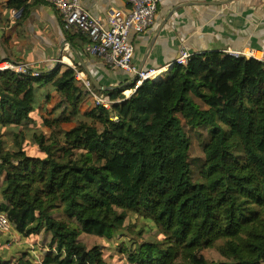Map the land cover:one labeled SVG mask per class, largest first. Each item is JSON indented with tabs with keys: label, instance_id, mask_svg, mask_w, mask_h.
Instances as JSON below:
<instances>
[{
	"label": "trees",
	"instance_id": "16d2710c",
	"mask_svg": "<svg viewBox=\"0 0 264 264\" xmlns=\"http://www.w3.org/2000/svg\"><path fill=\"white\" fill-rule=\"evenodd\" d=\"M29 1L44 2L6 8ZM104 94L120 102L84 112L71 68L0 71V212L18 240L47 239L38 261L0 235V264H109L82 234L117 238L128 264H264V63L194 54L127 98ZM182 121L209 132L197 177Z\"/></svg>",
	"mask_w": 264,
	"mask_h": 264
},
{
	"label": "crops",
	"instance_id": "0c3cea01",
	"mask_svg": "<svg viewBox=\"0 0 264 264\" xmlns=\"http://www.w3.org/2000/svg\"><path fill=\"white\" fill-rule=\"evenodd\" d=\"M81 3L100 20H105L109 7H126L125 0ZM11 12L6 0H0V67L6 63L28 65L38 74L71 68L99 92L105 93L97 86L110 91L130 89L133 77L89 55L87 40L79 38L82 33L66 32L57 11L47 3L29 1L20 20L12 19ZM129 39L134 48L132 63L138 71L169 72L181 50L193 55L248 48L264 53V0H160L153 26ZM93 107L87 96L82 111ZM3 181L0 177V189Z\"/></svg>",
	"mask_w": 264,
	"mask_h": 264
},
{
	"label": "built area",
	"instance_id": "2783aa9c",
	"mask_svg": "<svg viewBox=\"0 0 264 264\" xmlns=\"http://www.w3.org/2000/svg\"><path fill=\"white\" fill-rule=\"evenodd\" d=\"M44 2L57 11L64 30H76L86 36L89 55L101 58L110 68L122 70L133 77L130 89L121 92L124 97L132 95L143 82L155 81L167 75L168 70L165 69L138 71L132 63L134 48L129 39L131 34H143L153 26L160 0H125V8L109 7L105 20L92 16L83 7L81 0H44ZM22 14V9L11 12L14 20H19ZM223 53L235 59L242 58L264 63V53L254 49L227 50ZM192 56L193 54L188 51L181 50L170 66H184ZM2 70H11L21 75H39L31 71L28 65L6 63L0 67V71ZM74 72L75 80L92 100L94 107L110 110L114 103L120 102L119 100L114 102L109 95L98 92L82 73L75 69ZM14 233L7 216L0 212V235L12 236Z\"/></svg>",
	"mask_w": 264,
	"mask_h": 264
},
{
	"label": "rangeland",
	"instance_id": "374dc122",
	"mask_svg": "<svg viewBox=\"0 0 264 264\" xmlns=\"http://www.w3.org/2000/svg\"><path fill=\"white\" fill-rule=\"evenodd\" d=\"M166 77V76H165ZM184 131L187 135V137L190 140L191 146L189 151V159L192 167V171L194 172V175L197 177V173L199 171L200 166L204 162V152L203 148L206 142L209 139V132L205 129H191L185 125V123L182 121ZM125 227H130L131 231H127L126 233V241L129 239H133L135 241H141L139 238H137L136 232L142 227V223L140 220L137 219L136 216L129 214L126 221H125ZM147 231L143 233L142 238L145 240H154L159 239L157 232L154 231L151 228H148L146 226ZM12 241L14 245H17V247H28L29 251L32 252L35 249L37 251H34V256L40 261L41 254L46 251L45 245L47 243V239L43 235H39L36 238H29L24 239L23 241L18 240L17 235L14 233L12 236ZM80 240L84 245L90 249L94 246H98L101 249V252L103 254V258L106 262L109 264H128L126 257L123 253H121V243L117 238H113L111 240H107L105 238H99L95 236H90L87 234H82L80 236ZM38 250L41 252H38ZM33 253V252H32ZM202 255L209 261H219L221 260L220 256L215 250H206L202 252Z\"/></svg>",
	"mask_w": 264,
	"mask_h": 264
},
{
	"label": "water",
	"instance_id": "95a60500",
	"mask_svg": "<svg viewBox=\"0 0 264 264\" xmlns=\"http://www.w3.org/2000/svg\"><path fill=\"white\" fill-rule=\"evenodd\" d=\"M170 68H172V67H170ZM170 70H171V69H170ZM97 89H99V90H101V91H105V92L110 91V89H107V88H101V87H98V86H97Z\"/></svg>",
	"mask_w": 264,
	"mask_h": 264
}]
</instances>
